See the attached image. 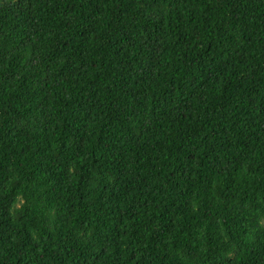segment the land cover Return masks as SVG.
<instances>
[{"label": "trees", "instance_id": "16d2710c", "mask_svg": "<svg viewBox=\"0 0 264 264\" xmlns=\"http://www.w3.org/2000/svg\"><path fill=\"white\" fill-rule=\"evenodd\" d=\"M0 264H264V0H0Z\"/></svg>", "mask_w": 264, "mask_h": 264}]
</instances>
